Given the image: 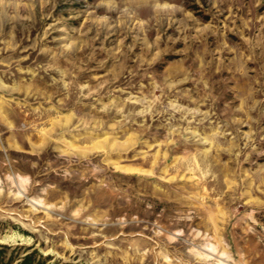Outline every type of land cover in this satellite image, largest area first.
<instances>
[{"label": "rangeland", "instance_id": "1", "mask_svg": "<svg viewBox=\"0 0 264 264\" xmlns=\"http://www.w3.org/2000/svg\"><path fill=\"white\" fill-rule=\"evenodd\" d=\"M0 264H264V0H0Z\"/></svg>", "mask_w": 264, "mask_h": 264}]
</instances>
